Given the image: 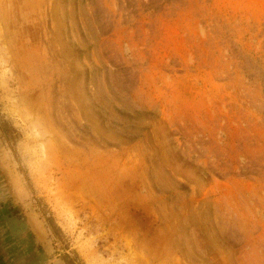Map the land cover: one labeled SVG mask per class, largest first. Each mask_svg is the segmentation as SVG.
<instances>
[{"label":"rangeland","instance_id":"1","mask_svg":"<svg viewBox=\"0 0 264 264\" xmlns=\"http://www.w3.org/2000/svg\"><path fill=\"white\" fill-rule=\"evenodd\" d=\"M0 264H264V0H0Z\"/></svg>","mask_w":264,"mask_h":264}]
</instances>
